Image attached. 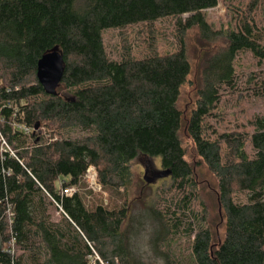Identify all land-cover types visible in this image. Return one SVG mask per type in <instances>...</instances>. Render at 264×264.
<instances>
[{"label":"trees","instance_id":"trees-1","mask_svg":"<svg viewBox=\"0 0 264 264\" xmlns=\"http://www.w3.org/2000/svg\"><path fill=\"white\" fill-rule=\"evenodd\" d=\"M224 1L230 22L217 29L205 11L219 0H0V133L11 149L0 141V264H150L136 244L148 226L164 264H264V112L220 127L225 99L264 100V0ZM164 19L175 40L162 53L153 30ZM135 25L152 40L138 53L124 43L113 58L105 32ZM195 29L205 49L186 115ZM55 46L66 72L50 95L37 66ZM247 53L256 69L243 81ZM141 156L160 158L171 184L136 211L127 197ZM90 166L121 204L63 194Z\"/></svg>","mask_w":264,"mask_h":264},{"label":"rangeland","instance_id":"rangeland-1","mask_svg":"<svg viewBox=\"0 0 264 264\" xmlns=\"http://www.w3.org/2000/svg\"><path fill=\"white\" fill-rule=\"evenodd\" d=\"M206 18L208 22L214 28L227 27L230 22V14L227 4L224 0H219V4L216 8L208 9L205 11ZM149 28L144 25H135L128 27L126 29H111L105 32V43L109 54L116 58L119 56V51L123 47L124 43H129L132 45L134 52L144 51L143 47L145 43H149L152 38L149 32ZM153 39L158 43V48L160 52H168L173 49L175 36L173 33V25L170 19H164L158 21L155 25V30H153ZM190 55L193 64V71L189 77V82L184 86L182 90V97L180 106L184 113L188 115L193 108L196 100V86L199 81L200 67L202 65L204 47L201 45L198 31L192 30L188 34ZM222 45V42L215 44V48ZM238 71L242 75V80L245 81L246 77L250 71L255 70L254 59L252 56L247 54H242L239 60ZM247 94L243 91V94ZM264 112V100L258 98H246L241 96H232L225 99L223 102L220 114L221 121L220 127L223 130H229L234 128L249 126V120L255 114H262ZM184 142L189 152V159L194 161L196 159V153L193 149L192 142L189 137L184 132ZM96 168V167H95ZM147 168L158 172L161 169V160L158 157H139L131 163V170L133 173L132 184L130 191L128 193V201L133 204V208L136 211H142L147 209L149 206L154 204L159 200V196L163 194V189L165 186L171 184V179H162L155 177L151 171L147 174V179H145ZM97 171V169H96ZM152 171V172H153ZM207 179L212 181L209 176H205ZM204 178V177H203ZM201 180V178H200ZM97 186L92 187L90 182L84 179L83 184L77 188V191L82 193L85 202L88 206H92L95 203L103 202L105 204L114 205L121 204L123 202L124 196L113 193L112 191H106L103 186L98 181L97 175ZM208 184V183H207ZM122 191V190H121ZM217 213V208L215 209ZM52 211V210H51ZM52 219L54 221L60 220V216L56 211H52ZM219 213L221 215V208L219 207ZM215 213L213 212V215ZM154 228L153 226H148L139 239L137 240V249L139 254H141L145 260L150 264H164V261L158 257L152 250L150 243L151 235ZM218 233H222V229H217Z\"/></svg>","mask_w":264,"mask_h":264},{"label":"water","instance_id":"water-1","mask_svg":"<svg viewBox=\"0 0 264 264\" xmlns=\"http://www.w3.org/2000/svg\"><path fill=\"white\" fill-rule=\"evenodd\" d=\"M66 72V62L59 46H55L44 54L38 62L37 78L45 92L50 95H57ZM163 174H169L165 171ZM3 243L0 240V251Z\"/></svg>","mask_w":264,"mask_h":264},{"label":"built area","instance_id":"built-area-1","mask_svg":"<svg viewBox=\"0 0 264 264\" xmlns=\"http://www.w3.org/2000/svg\"><path fill=\"white\" fill-rule=\"evenodd\" d=\"M0 123H1V117H0ZM18 128L24 130L27 133H29V131H30L29 128L24 127V126H19ZM0 141L2 142V146H3V148H5V150H11L9 145L6 142L5 138L3 137V135L1 133H0ZM84 178L90 182L92 187L98 185V183H97V171H96V168L94 166H90L88 168ZM76 191H77V186H70V187H66L63 190V194L71 196Z\"/></svg>","mask_w":264,"mask_h":264},{"label":"flooded vegetation","instance_id":"flooded-vegetation-1","mask_svg":"<svg viewBox=\"0 0 264 264\" xmlns=\"http://www.w3.org/2000/svg\"><path fill=\"white\" fill-rule=\"evenodd\" d=\"M150 171H151V173H152L155 177H159V178L162 177V179H164V180H166V179H170V175H169V174H168V175H167V174H163L165 171H164V169L162 168V165H161V169H160V171H158V172H155V171H153V170L147 168L145 179H147V174H148ZM152 171H153V172H152Z\"/></svg>","mask_w":264,"mask_h":264}]
</instances>
